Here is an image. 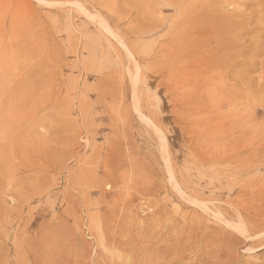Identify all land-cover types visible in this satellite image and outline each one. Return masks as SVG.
Wrapping results in <instances>:
<instances>
[{"label": "rangeland", "instance_id": "rangeland-1", "mask_svg": "<svg viewBox=\"0 0 264 264\" xmlns=\"http://www.w3.org/2000/svg\"><path fill=\"white\" fill-rule=\"evenodd\" d=\"M198 10L0 0V263L264 264V47L207 107Z\"/></svg>", "mask_w": 264, "mask_h": 264}, {"label": "bare ground", "instance_id": "bare-ground-1", "mask_svg": "<svg viewBox=\"0 0 264 264\" xmlns=\"http://www.w3.org/2000/svg\"><path fill=\"white\" fill-rule=\"evenodd\" d=\"M194 1L198 5H200V10L197 11L193 19L189 20L190 29H192L193 31L191 39H193L194 41L192 43L191 56L194 57L192 62L196 66V69L200 70L198 72H195V73H200L199 74L200 78H196V81L192 87V90L196 95L203 94V93L207 95L209 98V101L207 102V107L209 104L212 103V106L215 108L214 110L219 112L220 111L219 109L222 108L223 104L220 101H217V100L215 101L214 98H216L218 94L224 91L223 84L221 82L220 83L217 82L218 79L220 80L226 79L225 77H223V72L224 74L228 73L230 70H232V68L238 65H240L239 67L241 68L243 67L244 70L251 71V70H255L258 65V62L255 59L250 58V57L249 58L245 57L244 52L250 54L251 57L258 55V53L264 47V42L262 43L261 40L259 41V39L254 40V38L253 39L249 38L250 40L248 41L250 42H248L246 46L245 44L241 42V44L245 46V49H243V51L242 50L240 51L239 50L240 48L237 46H239V43H238L239 36L243 35L244 33L252 34L257 37L264 34V20L263 21L261 20L264 17V3L263 4L261 3L262 4L261 6L257 5L258 7L255 6L256 8H253V9L250 8L251 10L248 13L249 11L248 8L251 6V3H259V1H256V0H194ZM226 7H229L228 10L229 11L231 10V11L230 12L226 11L225 10ZM257 15L260 17V19L259 20L256 19L255 20L256 23L253 24L252 23V21L254 20L253 18ZM201 35L203 37L202 39H200ZM205 36H209L210 40L215 41V42L213 43L211 41L204 39ZM199 48H202L200 53H198ZM237 48L239 49L237 50ZM262 63L264 64V62ZM263 64H261L260 66H262ZM243 68L241 70H243ZM246 81L248 82V80ZM240 93H242V91ZM218 116H221V115L218 113ZM215 119L216 118L212 116L207 117V125L209 126L210 122L214 121V123H212V126H216L217 128L220 127V125L222 124L217 123L218 120H221L220 117L217 120ZM209 135L211 136V138L216 139L215 136H218V133L216 134L215 132H209ZM3 261L0 264L9 263V262L6 263V261L5 262Z\"/></svg>", "mask_w": 264, "mask_h": 264}]
</instances>
